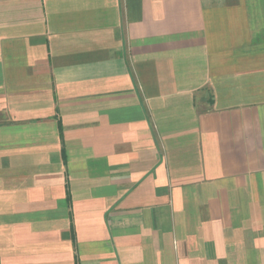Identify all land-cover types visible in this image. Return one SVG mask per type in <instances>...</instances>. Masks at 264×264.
I'll return each instance as SVG.
<instances>
[{"label":"crops","instance_id":"obj_1","mask_svg":"<svg viewBox=\"0 0 264 264\" xmlns=\"http://www.w3.org/2000/svg\"><path fill=\"white\" fill-rule=\"evenodd\" d=\"M0 264H264V0H0Z\"/></svg>","mask_w":264,"mask_h":264}]
</instances>
